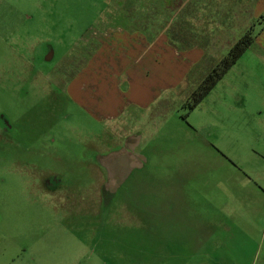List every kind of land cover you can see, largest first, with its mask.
Instances as JSON below:
<instances>
[{"label": "rangeland", "instance_id": "374dc122", "mask_svg": "<svg viewBox=\"0 0 264 264\" xmlns=\"http://www.w3.org/2000/svg\"><path fill=\"white\" fill-rule=\"evenodd\" d=\"M110 2L0 0V264H264V223L251 240L231 241L244 229L219 222V159L251 167L264 142V0ZM141 6L144 20L169 29L189 22L197 44L175 41L177 88L157 105L102 119L111 111H88L67 88L95 46L80 37L120 21L114 9ZM253 24L256 41L190 110L207 66ZM125 124L142 135L135 147L121 136ZM181 177L190 186L192 238H136L151 234L153 201L166 200V186ZM237 242L246 244L243 255L234 254Z\"/></svg>", "mask_w": 264, "mask_h": 264}, {"label": "crops", "instance_id": "0c3cea01", "mask_svg": "<svg viewBox=\"0 0 264 264\" xmlns=\"http://www.w3.org/2000/svg\"><path fill=\"white\" fill-rule=\"evenodd\" d=\"M112 1L109 0L110 3ZM146 9L144 6L121 8L119 13L114 9V14L121 16L116 17V20L120 21L97 24L91 29L89 27L88 33L80 37L83 43H93L95 46L92 54L77 70V74L67 88L88 111L91 106L111 111L109 114L101 115L102 119L110 118L114 121L119 119L123 112L148 110L161 101L160 94L177 88L176 48L175 41L171 40L167 31L169 25H161L158 19L155 22L144 20L142 16ZM108 13H112L111 7L105 9L104 14L108 15ZM160 80H164V83L161 84ZM162 101L163 104L166 103L165 99ZM125 127L126 124L121 127L124 132L121 136L125 137L124 141L129 146L135 147V143L143 140L142 135L126 131ZM256 151H258L257 157L254 158V163L250 164L251 167L235 163L224 154L219 159L220 168H223L219 171V222L227 224L226 222L230 220L233 224L225 226L226 230L244 229L245 232L241 236L231 233V236L227 237L231 241L237 238L251 240L259 224L264 223V142L262 140H259ZM103 154L100 157L106 165V160H109L110 156ZM141 159L145 160L143 154ZM179 174L185 176L188 170L183 167ZM227 181L232 182V186H228ZM171 183L172 186H166L168 198L153 201L151 205L153 217L149 230L151 234L139 232L136 238L186 239L185 235L192 238L185 230L186 223L191 217L190 186L185 185V177ZM108 189L109 186H105L103 191ZM163 213L167 216L161 217ZM136 221H139L143 229L150 225L143 216V210H140L139 215L137 212ZM180 225L185 231H176V227ZM260 228L261 225L259 230ZM142 232L144 233V230ZM224 232L219 230V254L220 247L225 245ZM194 238L198 241L202 236L198 234ZM233 246L236 249L235 255H243L246 251V244L241 245L237 242ZM190 262L184 261V264H191Z\"/></svg>", "mask_w": 264, "mask_h": 264}, {"label": "trees", "instance_id": "16d2710c", "mask_svg": "<svg viewBox=\"0 0 264 264\" xmlns=\"http://www.w3.org/2000/svg\"><path fill=\"white\" fill-rule=\"evenodd\" d=\"M261 21H264V13L259 19V22L263 23ZM189 25L190 24L187 21H179L169 29L171 40L181 42L184 49L192 48L197 44V36L189 28ZM255 26L256 25L253 24L248 28L228 49L227 53L220 59V61H218V63L207 66L206 71L200 77V82L191 92L188 102L190 110L195 109L197 105H199L230 68L256 41L258 33L256 32Z\"/></svg>", "mask_w": 264, "mask_h": 264}, {"label": "flooded vegetation", "instance_id": "af4514ba", "mask_svg": "<svg viewBox=\"0 0 264 264\" xmlns=\"http://www.w3.org/2000/svg\"><path fill=\"white\" fill-rule=\"evenodd\" d=\"M48 52H49V49L46 51V54H48ZM106 192V194H107V191H105ZM105 192H104V194H105Z\"/></svg>", "mask_w": 264, "mask_h": 264}]
</instances>
